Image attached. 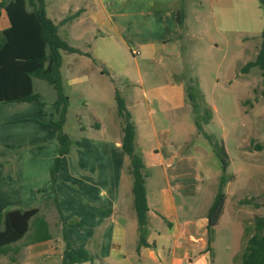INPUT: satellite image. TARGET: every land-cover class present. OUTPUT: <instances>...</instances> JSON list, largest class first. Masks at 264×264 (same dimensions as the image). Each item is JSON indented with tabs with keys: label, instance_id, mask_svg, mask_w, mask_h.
<instances>
[{
	"label": "rangeland",
	"instance_id": "rangeland-1",
	"mask_svg": "<svg viewBox=\"0 0 264 264\" xmlns=\"http://www.w3.org/2000/svg\"><path fill=\"white\" fill-rule=\"evenodd\" d=\"M235 1L239 4L238 14L232 24L226 25L223 21L215 23V18L219 19L216 0H184L181 10L188 30H184L181 56L160 64L143 61L140 56H136V60L131 57L125 62V67L127 76L137 83L135 85L128 86L129 83L124 79L114 83L107 76L91 73L90 54L62 52L63 89L69 97L63 131L71 137L73 146L72 152L62 157L54 184L51 173L59 153L51 164L47 162L52 147L49 134L53 129H45L43 123L54 124L59 121L55 89L37 79L36 92L40 94L41 100L0 105V182L4 189L5 183L15 181L41 186L49 175L46 169L50 165L51 195L41 196L39 200L36 197L38 201L34 206L41 209L55 239L62 238L61 226L64 223L68 241L75 248L74 251L85 248L90 252L91 238L97 240V226L102 217L94 214L91 203L95 199L101 201L99 193L103 185L100 181L105 179V171L109 172L113 186L114 182H118L120 168L124 167L121 160L123 153L115 149L116 139L119 138L115 129L123 123L118 115L115 91L131 106L132 94L139 91L136 87H139L141 78L145 89H151L148 91L149 97L158 96L163 99L174 98L167 88L169 84L183 83L185 88L190 87L193 102L200 106V114H195L194 103L188 101L191 141L184 149L196 156L208 181L199 197L177 201L182 206L188 202L195 206L191 213L202 214L200 205L207 192L217 194L222 176V164L213 144L224 146L229 162L226 172L229 182L225 186L227 198L224 212L215 227L211 261L212 264H243L242 255L249 238L255 234V222L264 218V84L258 67L243 73L242 69L252 54L245 51L241 43L235 46V41L238 37L240 42L245 40L244 44L249 49L260 47L264 12L259 0ZM48 2L51 4L52 0ZM243 5L247 8H243ZM258 23H261V29ZM218 27L221 34L217 31ZM215 41L219 43V48ZM87 43L90 45L86 41H72L73 45L82 48ZM252 57L256 58L255 55ZM162 107L156 103L151 106L156 111ZM166 107L171 106L167 104ZM207 109L212 112L213 119L203 124ZM173 114L182 116V112ZM196 119L202 123L211 141L198 132ZM137 121L143 131V122ZM96 123L102 124L104 131L99 130ZM175 123L169 119L157 125L159 129L168 128L173 131ZM53 132L56 134L55 130ZM174 140L179 139L175 137ZM154 144L156 140L147 138L136 148L139 155L144 153L149 167L152 162L148 150ZM104 145H108L107 153L103 152ZM124 169L130 173L129 161ZM148 169L144 170L145 175H148ZM153 171L158 170L151 169L150 172ZM193 172L197 180L202 182L200 171L194 169ZM90 177L94 182H90ZM123 184L131 187V175L124 179ZM4 189L0 186V197L6 196ZM124 193V199L132 198L131 192ZM1 204L0 200V208ZM59 212L64 219L63 223ZM73 222H80L81 226H70ZM166 226L161 222L159 232L163 234ZM27 243V238L17 243L20 251L15 256L12 251L7 256L0 255V264H31V251ZM108 250L104 246L101 252L105 254ZM134 250L135 245L124 247L129 256ZM12 256L15 261L11 260ZM50 259L46 260V264H62V260ZM94 264L101 263L95 258Z\"/></svg>",
	"mask_w": 264,
	"mask_h": 264
},
{
	"label": "crops",
	"instance_id": "crops-1",
	"mask_svg": "<svg viewBox=\"0 0 264 264\" xmlns=\"http://www.w3.org/2000/svg\"><path fill=\"white\" fill-rule=\"evenodd\" d=\"M48 1L46 0L47 16L58 25L60 36L70 46L80 50L82 55L90 54L91 73L107 76L114 83L124 79L129 83L128 86L137 84L127 76L125 67V62L131 57L132 60H136L135 57L140 56L143 61L160 64L165 60L178 59L181 56L180 47L184 30H188L186 19H183V25L179 23V10L184 0H52L51 4ZM216 8L220 20L215 18V23L223 21L229 25L238 14L239 4L235 0H216ZM9 26L7 13L0 8V31ZM258 27L262 28L261 23H258ZM232 29L233 27L230 31ZM263 29L264 27L262 31ZM217 31L221 34L219 27ZM73 40L90 42V45L87 43L86 47L82 48L73 45ZM244 41L240 42L236 37L235 46L241 43L245 51L252 54L247 63L253 62L256 58L252 56H257L261 44L256 49H249ZM215 42L219 48V43ZM138 73L141 74L140 70ZM36 80H34L35 92ZM138 86L136 88L139 91L134 92L131 97L132 105L126 103L137 128L135 148L147 138L156 140V144L151 145L148 150L152 162L150 167L146 163L144 153H141L145 169L158 170L151 173L148 169L146 177L149 245L138 249L139 233L137 216L134 215L133 180L131 187L129 184H123L124 179L130 176L128 169L127 171L124 169L130 160L122 148L123 123H120L115 129L119 134L115 149L123 153L121 160L124 167L120 168L118 182H114L113 186L109 172H103L105 177L103 181L97 178L103 185L99 193L101 201L95 199L91 206L94 214L102 217V221L97 226L99 234L96 236L97 240L92 238L90 240V253L101 264H212V256L207 250V215L216 195L207 192L206 198L200 205L203 210L200 215L191 213L195 206L188 202L182 206L177 201L178 199L189 201L199 197L205 190L204 184L208 181L201 171L196 156L184 149L191 141V125L188 124L190 105L186 88L183 83H171L167 88L174 98L163 99L158 96L149 97L148 91L151 89H145L142 78ZM155 103L164 107L156 111L151 108ZM167 104L171 107H166ZM173 112H182V116L174 115ZM145 115H147L146 119ZM169 119L172 123L176 122L174 130L168 128H160L163 129L160 130L157 123ZM137 120L143 122V131L140 130ZM43 124L45 129H52L46 124L53 125V123ZM95 126L104 131L102 124L96 123ZM53 130L49 134L52 142L51 153L46 158L50 164L59 153L57 133L55 134ZM175 137L179 140H174ZM104 147L103 152L107 153L108 145ZM194 169L200 171L202 182L197 180ZM46 172L49 175L48 177L46 175L47 179L41 186L33 184L30 186L27 182L15 181L5 183L4 189L0 182L6 195L0 197L3 203L0 213L10 208H35L34 205L41 196L49 197L51 195L50 165ZM90 182H94L91 177ZM124 192H131L132 198L124 199ZM36 197L39 199L36 200ZM161 222L167 225L163 234L158 229ZM79 224L81 226L80 222ZM63 226L64 223L61 226L62 230ZM51 236L52 238L45 242L27 243L31 251L29 257L31 264H46V260H52L50 258L62 260L65 247L63 238L55 239L52 233ZM128 244L135 245V250L130 256L124 251V247ZM104 246L109 249L105 254L101 252Z\"/></svg>",
	"mask_w": 264,
	"mask_h": 264
},
{
	"label": "trees",
	"instance_id": "trees-1",
	"mask_svg": "<svg viewBox=\"0 0 264 264\" xmlns=\"http://www.w3.org/2000/svg\"><path fill=\"white\" fill-rule=\"evenodd\" d=\"M264 12V0H259ZM0 8L7 13L10 26L0 31V105L11 103H31L41 100L34 90V80L39 79L51 85L57 94L56 114L59 121L47 125L57 133L59 155L51 173L52 183H55L62 157L72 152L73 141L63 131L69 107V97L65 95L61 75L63 63L62 52L82 54L70 46L59 34V27L46 13V0H0ZM179 23L184 24L183 11L180 9ZM71 19V18H70ZM67 21V20H65ZM262 43L256 59L247 63L242 69L247 73L251 68L258 67L264 84V29L261 34ZM188 101L192 104L193 97L190 87L186 88ZM264 96V86L262 90ZM118 115L123 121L122 148L130 160V175L133 180V203L138 222V249L148 247L149 206L146 190L145 164L141 155L136 153L135 142L137 128L128 111L125 100L116 90ZM193 112L200 114V106L193 104ZM213 119L212 112H204L203 124ZM197 130L209 141L211 137L204 131L202 123L196 119ZM213 148L221 161L222 176L214 201L208 211V247L212 256L215 227L224 212L226 203L225 186L229 182L227 168L228 156L224 146L213 144ZM57 200H54L56 204ZM60 214V212H59ZM60 220L64 219L60 214ZM73 222L70 226H79ZM35 244L52 238L50 226L40 208H13L0 213V255L7 256L12 251L14 256L20 251L17 243L24 239ZM62 238L65 243L62 264H94L95 257L85 248L75 252L68 241V233L63 226ZM12 261L15 258L11 257ZM243 264H264V218L255 222L253 234L242 255Z\"/></svg>",
	"mask_w": 264,
	"mask_h": 264
}]
</instances>
